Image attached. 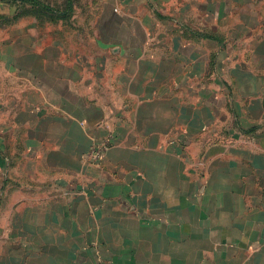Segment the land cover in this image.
Here are the masks:
<instances>
[{
    "label": "crops",
    "instance_id": "1",
    "mask_svg": "<svg viewBox=\"0 0 264 264\" xmlns=\"http://www.w3.org/2000/svg\"><path fill=\"white\" fill-rule=\"evenodd\" d=\"M0 264H264V0H0Z\"/></svg>",
    "mask_w": 264,
    "mask_h": 264
},
{
    "label": "built area",
    "instance_id": "2",
    "mask_svg": "<svg viewBox=\"0 0 264 264\" xmlns=\"http://www.w3.org/2000/svg\"><path fill=\"white\" fill-rule=\"evenodd\" d=\"M108 149L109 144L107 142L94 144L90 149L89 157L93 162L98 163L105 157Z\"/></svg>",
    "mask_w": 264,
    "mask_h": 264
},
{
    "label": "rangeland",
    "instance_id": "3",
    "mask_svg": "<svg viewBox=\"0 0 264 264\" xmlns=\"http://www.w3.org/2000/svg\"><path fill=\"white\" fill-rule=\"evenodd\" d=\"M4 6V5H3ZM4 10H6L7 8L6 7H3Z\"/></svg>",
    "mask_w": 264,
    "mask_h": 264
},
{
    "label": "trees",
    "instance_id": "4",
    "mask_svg": "<svg viewBox=\"0 0 264 264\" xmlns=\"http://www.w3.org/2000/svg\"><path fill=\"white\" fill-rule=\"evenodd\" d=\"M24 1V0H23Z\"/></svg>",
    "mask_w": 264,
    "mask_h": 264
}]
</instances>
